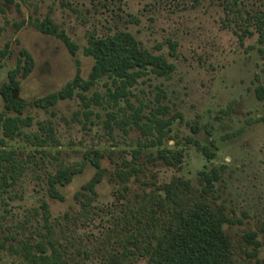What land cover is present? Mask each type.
<instances>
[{"label": "rangeland", "instance_id": "374dc122", "mask_svg": "<svg viewBox=\"0 0 264 264\" xmlns=\"http://www.w3.org/2000/svg\"><path fill=\"white\" fill-rule=\"evenodd\" d=\"M0 0V86L10 82L20 51L34 60L32 73L17 75V97L26 104L21 119L29 125L20 135L0 133V264H33L25 246L39 254L59 252L70 264H109L113 254L133 249L128 264H146L154 234L164 228L168 209L159 188L174 178L202 189L200 173L220 175L208 197L225 207V232L242 264H264V102L255 95L264 86V44L259 43L253 16L264 13V0ZM234 8V9H232ZM240 10V14L232 10ZM50 19L78 46L76 55L37 24ZM128 32L141 47L163 54L175 67L166 77L148 75L130 90L128 101H108L107 79L86 96L76 95L43 109L36 100L57 92L80 69L88 78L94 59L84 55L88 40ZM247 31L243 41L241 36ZM178 44L176 57L170 43ZM258 78V80H257ZM134 108L151 118L171 121L162 147H145L155 136L133 125ZM0 115L6 113L0 95ZM148 120L144 119L143 123ZM193 128H197L194 133ZM192 137L209 146L211 161L192 145ZM3 140V144L1 143ZM157 148L183 151L174 167L158 158ZM98 151L104 169L92 195L84 186L95 169L85 154ZM1 159V158H0ZM82 168L61 188L64 201L50 198L47 179L58 169ZM128 173L119 175V172ZM46 205L45 207L43 205ZM257 233V256L244 240ZM132 238H135L134 244Z\"/></svg>", "mask_w": 264, "mask_h": 264}, {"label": "trees", "instance_id": "16d2710c", "mask_svg": "<svg viewBox=\"0 0 264 264\" xmlns=\"http://www.w3.org/2000/svg\"><path fill=\"white\" fill-rule=\"evenodd\" d=\"M238 1L232 0L231 6L236 7ZM232 11L240 14L239 9ZM253 21L259 43L264 44V13L254 15ZM37 28L44 34L58 38L72 55H76L78 46L50 19L38 23ZM246 34L250 33L245 31L240 37L241 41ZM177 46L176 42L170 43V57H176ZM0 55L4 56L6 52L0 51ZM84 55L94 59L88 78L84 79L78 69L71 82L61 90L36 100L35 106L48 109L60 101L72 99L77 95L85 106L89 107L93 101L99 103L97 100L100 97L99 94H95V100H89L86 93L104 79L110 82V87L106 91L108 101L119 105L121 100L128 101L130 90L140 79L150 74L166 77L175 69L165 55H155L142 48L132 34L122 31L106 37L91 36L87 47L84 48ZM33 69L32 56L26 50H21L18 66L10 73V82L0 86V95L3 97L6 113L18 114L17 117L0 115V133L5 138L10 139L20 135L21 128L29 125L27 120L20 118L26 104L13 100L12 91L18 89L17 75L22 74V77L26 78ZM255 95L259 101L264 102L263 85L259 84L256 87ZM130 107L134 111L131 116L133 125L144 134L155 136V140H149L144 146L162 147L163 140L171 131V121L159 118L158 114L166 115L168 109L161 106L149 118L143 116L142 106L134 108L130 105ZM144 119L148 122L143 123ZM193 131L197 133V128H193ZM187 142L192 144L206 160L211 161L216 157L209 146L202 145L197 139L189 137ZM1 143H4L3 140ZM12 153L0 152V160L10 159ZM157 154L158 158L169 166L176 167L183 163L182 150L174 152L167 148H157ZM101 159L102 155L98 151L85 154L84 164L88 163L95 169L94 177L84 186L92 195L96 193L97 185L103 180L104 169L100 163ZM81 171L82 168H61L55 174H51L46 183L48 196L54 200L64 201L60 189L69 185ZM126 174L128 173L119 172V175ZM200 176L201 190L181 178H174L159 188L162 192V203L168 209V219L162 231L154 234L155 244L146 250V264H242L237 258L234 242L224 230V225L229 222L225 207L216 200L208 199L213 193L215 183L220 180V175L213 169L211 173L201 172ZM4 185H7L5 177L4 184H0V188ZM257 237L258 234L255 232L244 236V240L253 245V256H257L260 247ZM132 240L136 244L135 238ZM24 248L27 259L33 264H70L62 254L56 251L48 254L43 246H39V254L31 253L27 246ZM134 255L135 251L125 246L122 253L110 257L109 264H128Z\"/></svg>", "mask_w": 264, "mask_h": 264}, {"label": "water", "instance_id": "95a60500", "mask_svg": "<svg viewBox=\"0 0 264 264\" xmlns=\"http://www.w3.org/2000/svg\"><path fill=\"white\" fill-rule=\"evenodd\" d=\"M12 96H13V100L15 101H19L18 97H17V90H13L12 91Z\"/></svg>", "mask_w": 264, "mask_h": 264}]
</instances>
